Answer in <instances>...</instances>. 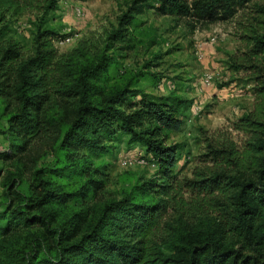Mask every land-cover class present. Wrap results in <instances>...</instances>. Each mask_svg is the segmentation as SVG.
<instances>
[{
    "label": "trees",
    "instance_id": "obj_1",
    "mask_svg": "<svg viewBox=\"0 0 264 264\" xmlns=\"http://www.w3.org/2000/svg\"><path fill=\"white\" fill-rule=\"evenodd\" d=\"M59 0H0V101L13 167L2 181L0 264H264V2L257 0H129L105 37L59 52L66 35L47 24ZM187 16L200 23L239 10L245 51L231 67L250 72L252 108L206 138L191 176L175 171L190 100L155 96L137 79L114 80L108 53L128 37L136 16ZM35 11L31 44L8 36L12 18ZM254 13L255 15H252ZM177 90V89H173ZM126 137L156 165L157 179L105 201L95 214L86 199L102 190L95 164ZM79 208L68 216L69 208ZM30 242L14 248L21 231Z\"/></svg>",
    "mask_w": 264,
    "mask_h": 264
},
{
    "label": "rangeland",
    "instance_id": "obj_2",
    "mask_svg": "<svg viewBox=\"0 0 264 264\" xmlns=\"http://www.w3.org/2000/svg\"><path fill=\"white\" fill-rule=\"evenodd\" d=\"M128 2L59 0L58 9L46 18L48 25L57 27L60 34L66 35L56 42L59 52L78 46L85 38L105 37L116 27L118 16ZM35 13L27 11L21 17L11 19L8 36L17 40L22 50L31 44ZM239 21L246 22L241 10L225 21L200 23L187 16L157 15L148 9L135 17L128 28V37L108 51L114 59L109 68L112 81L133 77L137 79V87L145 92L155 96L175 93L190 100V107L182 115L181 130L172 133L167 141V144L180 145L175 166L179 176H191L198 165V155L205 148L206 138L225 129L231 131L235 139L241 137L230 126L252 108L254 94L250 72L231 67V57H242L245 51ZM207 74L212 76V82L203 87L202 79ZM194 103L201 109L197 115L191 111ZM2 107L0 101V130L6 127ZM125 141L126 137H119L112 142V152L95 161L102 166L105 183L94 197L86 199L83 207L90 215L95 214L105 201L120 199L133 186L157 179V167L151 156L139 145L127 147ZM5 148L7 141L0 133V150ZM140 159L145 163H140ZM12 169L9 163L0 160V207L5 201L2 181ZM78 209L69 208L68 216ZM33 231H21L13 239L14 248L28 244Z\"/></svg>",
    "mask_w": 264,
    "mask_h": 264
},
{
    "label": "built area",
    "instance_id": "obj_3",
    "mask_svg": "<svg viewBox=\"0 0 264 264\" xmlns=\"http://www.w3.org/2000/svg\"><path fill=\"white\" fill-rule=\"evenodd\" d=\"M77 13H80L79 9H77ZM211 82H212V76L207 74L202 79V86L203 87H208V86H210ZM171 87L173 88V85ZM200 110L201 109H200L199 105L194 103L192 108H191L192 113L197 115V114L200 113ZM139 162L140 163H145V161L143 159H140Z\"/></svg>",
    "mask_w": 264,
    "mask_h": 264
}]
</instances>
